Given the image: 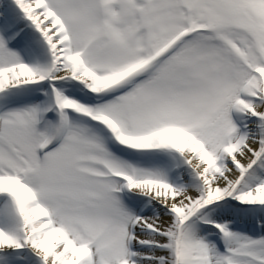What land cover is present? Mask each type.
<instances>
[{
    "label": "snow or ice",
    "instance_id": "snow-or-ice-1",
    "mask_svg": "<svg viewBox=\"0 0 264 264\" xmlns=\"http://www.w3.org/2000/svg\"><path fill=\"white\" fill-rule=\"evenodd\" d=\"M0 264H264V0H0Z\"/></svg>",
    "mask_w": 264,
    "mask_h": 264
}]
</instances>
